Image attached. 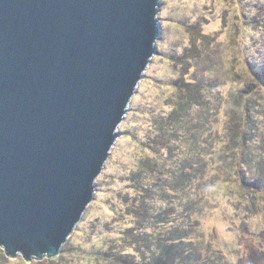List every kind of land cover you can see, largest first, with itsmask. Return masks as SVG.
Listing matches in <instances>:
<instances>
[{
  "label": "rangeland",
  "instance_id": "1",
  "mask_svg": "<svg viewBox=\"0 0 264 264\" xmlns=\"http://www.w3.org/2000/svg\"><path fill=\"white\" fill-rule=\"evenodd\" d=\"M157 10L155 52L116 127L92 200L51 259L99 264L113 252L138 259L155 247L147 253L138 239L126 241L128 229L167 238L185 228L179 235L192 241L199 264H264V0H158ZM238 93L252 98L244 129L254 139L237 154L246 167L241 179L231 181L230 170L215 165ZM199 96L204 109L194 104L173 115ZM243 181L259 195L245 198ZM38 262L9 258L0 247V264Z\"/></svg>",
  "mask_w": 264,
  "mask_h": 264
},
{
  "label": "water",
  "instance_id": "2",
  "mask_svg": "<svg viewBox=\"0 0 264 264\" xmlns=\"http://www.w3.org/2000/svg\"><path fill=\"white\" fill-rule=\"evenodd\" d=\"M158 0H0V247L54 258L154 51Z\"/></svg>",
  "mask_w": 264,
  "mask_h": 264
},
{
  "label": "trees",
  "instance_id": "3",
  "mask_svg": "<svg viewBox=\"0 0 264 264\" xmlns=\"http://www.w3.org/2000/svg\"><path fill=\"white\" fill-rule=\"evenodd\" d=\"M192 93L196 92L194 90H188L187 95H191L193 97L194 95H192ZM244 96L245 95L243 93H238L236 96H234L235 99H233L231 105H229L228 111H226L227 119L223 132V139L225 140H223L224 142L222 143L223 147L217 151V159L220 162L217 163L215 167L219 168V171L222 170L224 173H226V170H230L228 175L230 174L229 177L231 178V181L234 179V181L241 179V174L243 175V171L246 169V167H244L245 169L239 167L240 163L239 159H237L239 156H237V154L239 152L242 153L243 150H245L244 148L250 146V143H253L254 139L253 132H247L244 129V124L248 125V120L250 117L249 114L246 113L249 109L248 107L253 108V104L251 103L252 98H244ZM199 98L200 96L198 97L197 101L191 100L189 102H182V104L179 106V109L175 108L174 111H172L173 115L177 116L180 115V112L182 111H189L191 106L194 104L199 106L201 110L202 108L204 109L205 106L201 104ZM245 115L247 116L246 118ZM189 144L190 143L186 144L185 146H187L189 150L191 149L190 147H192L195 153H197L198 151H196V146L192 143L191 145ZM253 162H255V159L250 157L248 160H246V165L251 169L254 164ZM198 168L200 169V167ZM180 174L185 175L183 171H180ZM179 181L182 182L183 180L180 179ZM176 184H178V182H176ZM241 188L245 190L244 196L247 199H249V196L250 198H253L259 195L255 186H249L244 181L241 183ZM188 207H190L189 203L185 207L182 205L183 210L185 208L187 209ZM187 215V212L183 214L185 217H187ZM162 216V213L158 214L157 220ZM185 219V226H189L190 224L188 217ZM181 230H183L185 233V228H182ZM183 232L179 231L181 234H183ZM179 233H177L175 229H172L168 234H166L167 238L156 235V237H148L144 230H139L137 232L128 229L122 235L126 241L138 239L142 242L143 248H147V253L149 252L150 245H154L155 250H151V252H149L147 255H144L146 252L144 254L141 253V257L138 259H136L134 255L132 256L130 253L113 252L111 255L106 256V261L103 260L99 264H199L197 261V253L194 248H192V241L185 240V234L183 236L179 235ZM36 264H58V261L55 259H43V261H40Z\"/></svg>",
  "mask_w": 264,
  "mask_h": 264
}]
</instances>
